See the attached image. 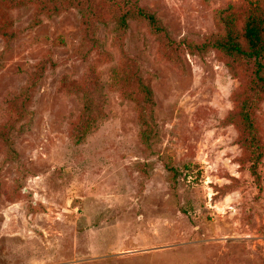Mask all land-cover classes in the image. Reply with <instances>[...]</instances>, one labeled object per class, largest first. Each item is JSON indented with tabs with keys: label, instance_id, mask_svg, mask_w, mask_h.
<instances>
[{
	"label": "rangeland",
	"instance_id": "1",
	"mask_svg": "<svg viewBox=\"0 0 264 264\" xmlns=\"http://www.w3.org/2000/svg\"><path fill=\"white\" fill-rule=\"evenodd\" d=\"M249 15L264 0H0V264H264L257 67L192 49Z\"/></svg>",
	"mask_w": 264,
	"mask_h": 264
},
{
	"label": "trees",
	"instance_id": "2",
	"mask_svg": "<svg viewBox=\"0 0 264 264\" xmlns=\"http://www.w3.org/2000/svg\"><path fill=\"white\" fill-rule=\"evenodd\" d=\"M124 6L132 7V18L145 21L154 33L164 32L152 14L145 12L136 5L131 6L128 1L124 2ZM224 28V37L216 39L212 43L193 46V51L204 52L208 49H214L233 63L253 61L257 67L255 78L260 83L257 82L256 87H258L259 92L264 91V78L260 76L263 71L261 60L264 58V19L249 15L244 22L241 33L234 30L230 21L224 22ZM147 91L150 92L148 89ZM245 120L248 121L247 114H245Z\"/></svg>",
	"mask_w": 264,
	"mask_h": 264
}]
</instances>
